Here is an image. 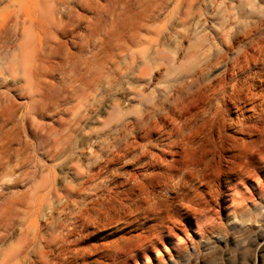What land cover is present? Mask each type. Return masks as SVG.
Listing matches in <instances>:
<instances>
[{
  "label": "rangeland",
  "instance_id": "1",
  "mask_svg": "<svg viewBox=\"0 0 264 264\" xmlns=\"http://www.w3.org/2000/svg\"><path fill=\"white\" fill-rule=\"evenodd\" d=\"M153 1L99 0L95 64H86L93 45L87 38L70 42L53 61L35 108L39 135L29 141L27 165L0 183V232L11 229L0 242V264H264V132L237 133L244 122L257 123V110L264 108V0H195L199 25L235 28L227 46L210 31L184 45L181 56L191 45L211 44L215 66H227L211 80L186 83L178 81L197 69L196 62L177 60L150 72L142 63L143 46L130 44L135 33L146 37L138 29L140 5ZM167 11L183 10L171 0ZM170 15L175 22V12ZM161 44L165 52L175 48L168 36ZM132 52L140 59L130 67L124 58ZM109 68L147 74L143 82H131L142 84L136 95L124 90L125 81L116 83L101 119L114 101L125 102L129 115L151 95L168 111L152 131L132 132L129 147L100 161L94 148L84 151L89 160L73 164L35 149L53 140L59 118H72L62 114L77 105L66 99L70 80L80 77L74 85L80 95L90 73ZM241 84L243 92L236 94L234 86ZM246 103L256 110L241 109ZM70 184L78 190L66 197ZM25 244L35 245L32 257L3 262Z\"/></svg>",
  "mask_w": 264,
  "mask_h": 264
},
{
  "label": "bare ground",
  "instance_id": "2",
  "mask_svg": "<svg viewBox=\"0 0 264 264\" xmlns=\"http://www.w3.org/2000/svg\"><path fill=\"white\" fill-rule=\"evenodd\" d=\"M170 1L155 0L140 5L143 10L139 11L142 21L138 29L143 31L146 37L140 39L135 33L130 44L132 47L143 46L142 63L153 72L177 60L196 62L197 69L182 76L178 83L194 81L199 77L211 80L219 72L227 71V66H215L218 64V54L214 53L211 44L203 42L191 45L184 56H181L180 50L198 33L209 31L227 46L230 31L235 26L199 25L196 22L197 11H194L195 0H177L183 11H167ZM99 7V0H0V183L13 177L16 171L27 165L23 159L29 152V141L39 135L35 128V108L42 97L43 86L48 85L49 78H52L50 69L53 61L70 42L76 38H87L92 40L93 45L91 57L87 59L86 64H95ZM173 12L177 15L175 22L171 21L173 16L170 14ZM257 18L258 16L255 17ZM166 36L170 37L175 46L167 52L161 44ZM233 55L234 60H239L240 54L234 52ZM139 59V54L132 52L127 54L124 62L132 67L138 64ZM146 74V71L126 73L121 68L95 71L89 74L87 85L81 83L84 90L80 95L74 86L78 85L80 77H73L70 80L73 90L66 99L76 102L77 105L75 108H65L62 112L64 115H72V118L68 121L59 118L60 129L53 140L42 148L34 145L35 149L43 150L45 156L54 162L73 164L74 160H89L84 151L94 148L98 150L95 154L100 161L105 155L110 156L122 146L129 147L132 132L150 133L156 125L155 120L168 113L163 101H158L151 95L149 99L143 97V103H140L142 107L129 115L124 114L129 111L125 109V102L114 101L111 103V110L107 112L108 117L101 119V112L106 113V98L114 85L125 81L128 86L124 90L136 95L141 90L136 88H141L142 84L131 85V82H143ZM153 80L150 78L147 85L152 84ZM234 87L236 94L243 92L244 85ZM165 93L164 91L163 95ZM125 94L128 97L127 92ZM126 96V102L133 101V98ZM241 109L250 112L255 111L256 107L253 109L246 103ZM256 116L257 123L244 122L237 127L238 135L249 136L264 132L263 107L257 110ZM79 138L81 139L78 140ZM89 156H93V153L89 152ZM77 190L76 186L70 184L63 192L66 197H71ZM42 210L49 211L50 208L43 206ZM10 230H4L7 232L5 234L10 233ZM5 234L0 232V242L5 240ZM21 249L9 251L5 255L2 253L3 262L24 263L35 253L34 244H25V248Z\"/></svg>",
  "mask_w": 264,
  "mask_h": 264
}]
</instances>
